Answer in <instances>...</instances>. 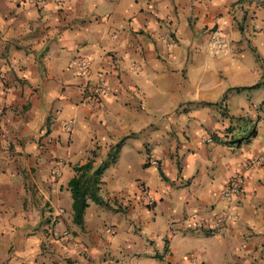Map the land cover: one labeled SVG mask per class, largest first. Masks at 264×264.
Returning a JSON list of instances; mask_svg holds the SVG:
<instances>
[{"label":"crops","instance_id":"0c3cea01","mask_svg":"<svg viewBox=\"0 0 264 264\" xmlns=\"http://www.w3.org/2000/svg\"><path fill=\"white\" fill-rule=\"evenodd\" d=\"M260 67L264 0H0V264H264V161L245 167L264 152V97L239 98ZM242 74L257 84L224 81ZM99 76L109 93L87 103ZM244 118L259 128L236 140ZM122 139L107 206L81 229L72 167ZM236 174L243 194L225 202Z\"/></svg>","mask_w":264,"mask_h":264},{"label":"trees","instance_id":"16d2710c","mask_svg":"<svg viewBox=\"0 0 264 264\" xmlns=\"http://www.w3.org/2000/svg\"><path fill=\"white\" fill-rule=\"evenodd\" d=\"M122 139L114 146L110 147L104 161L98 165H94V159H88L84 164L73 166V177L68 181L67 188L70 191L72 204V219L75 225L83 228V217L85 210L90 203L99 206H107L100 197L101 177L105 170L112 166L117 159L119 150L123 144ZM234 143V142H233ZM95 157V153H92Z\"/></svg>","mask_w":264,"mask_h":264},{"label":"built area","instance_id":"2783aa9c","mask_svg":"<svg viewBox=\"0 0 264 264\" xmlns=\"http://www.w3.org/2000/svg\"><path fill=\"white\" fill-rule=\"evenodd\" d=\"M215 48L221 49L223 44L221 41L216 40L214 42ZM74 69L77 77H88L90 73V62L85 58H80L74 64ZM85 101L91 104L99 103L104 97H106L109 93V86L103 76H99L97 80L93 83L91 88L84 90ZM207 143H211V139L206 140ZM264 161V152L263 154L256 160L248 162L245 167L249 168L252 163H262ZM150 163V162H149ZM152 165H156V161L151 162ZM245 184V178L242 174H236L228 181V183L222 188L220 191V198L225 202H230L234 199L239 198L243 194ZM143 192V191H142ZM144 197V202L146 206H152L154 201L148 193H142ZM234 216L228 212H225L221 215L218 225L221 223H225L233 219Z\"/></svg>","mask_w":264,"mask_h":264},{"label":"rangeland","instance_id":"374dc122","mask_svg":"<svg viewBox=\"0 0 264 264\" xmlns=\"http://www.w3.org/2000/svg\"><path fill=\"white\" fill-rule=\"evenodd\" d=\"M239 20L240 21L238 23L242 25V19H239ZM227 44H229V46H231L230 43H227ZM201 51L206 54V57H210V55L213 53L210 51L209 46H207V45H203L201 47ZM261 62H263V61L261 60ZM259 72H260V77L258 78V80H259V84L261 87L254 88L253 92H251L250 90H247L245 93H243L242 95L239 96L240 99L248 100L249 98H251L252 94L254 95L253 98H257V97L259 98L260 96L264 97V86H263L264 85V69H262L260 67ZM236 77H237V79H236ZM236 77L235 76H227L224 81L226 83H228L231 88H234L235 86L236 87L237 86H253L254 84H257V81H256V79H254L253 76L242 74V75H236ZM212 79H215V77H212ZM94 82H95V80H87V82L85 84L86 86H84L82 89L84 96H86V94L84 93V90L91 88ZM257 89H259V90H257ZM84 100H85V97H84ZM229 108L231 109V111H235L237 109L234 105H230ZM233 123H234V125L232 127L233 129H232L231 133H232V136L236 140L241 139V138H246V137L252 138L253 137L252 134H253L254 130L259 128V125L257 126V123L255 120H250L247 118H244L242 120H235ZM260 132H261L260 141L264 142V134L262 133V131H259V133ZM262 134H263V137H262ZM200 264H203V263H200Z\"/></svg>","mask_w":264,"mask_h":264}]
</instances>
